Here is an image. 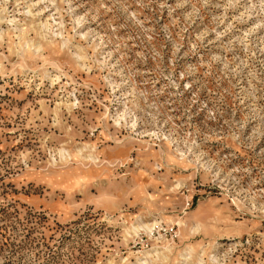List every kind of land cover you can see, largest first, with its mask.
I'll list each match as a JSON object with an SVG mask.
<instances>
[{"label":"rangeland","instance_id":"obj_1","mask_svg":"<svg viewBox=\"0 0 264 264\" xmlns=\"http://www.w3.org/2000/svg\"><path fill=\"white\" fill-rule=\"evenodd\" d=\"M0 264H264V0H0Z\"/></svg>","mask_w":264,"mask_h":264}]
</instances>
